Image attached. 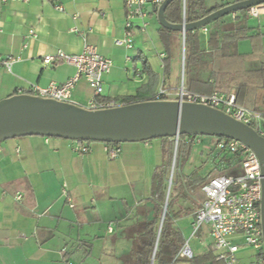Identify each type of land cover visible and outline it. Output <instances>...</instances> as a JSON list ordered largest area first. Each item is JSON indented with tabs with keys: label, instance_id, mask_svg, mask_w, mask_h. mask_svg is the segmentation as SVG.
<instances>
[{
	"label": "crops",
	"instance_id": "obj_1",
	"mask_svg": "<svg viewBox=\"0 0 264 264\" xmlns=\"http://www.w3.org/2000/svg\"><path fill=\"white\" fill-rule=\"evenodd\" d=\"M149 1L148 28L144 33L135 31V49L129 51L115 45L126 33L125 0H0V57L17 59L10 69L0 66V101L13 95L34 94L35 86L48 88L55 84L62 88L75 77L76 67L62 61L47 65L44 57L58 51L81 55L85 44L113 62L100 98L119 105L138 93L148 101L164 89L167 100H176L182 85L190 91L185 68L186 34L168 35V52L158 22L161 5ZM204 4L210 10L232 2L204 0ZM263 18L252 24L246 17L233 14L219 25L224 35L244 26L250 29L249 37L236 43L238 54L259 55L257 60L244 64L247 71L259 70L264 64ZM30 30L36 31L37 39L30 38ZM213 31L210 25L197 33L198 47L204 53H213ZM180 47L181 66L179 59L174 62V53ZM160 54H166L168 62ZM210 84L215 85L213 81ZM211 87L198 85L190 92L206 94ZM96 100L84 79L75 83L72 103L90 108ZM48 139L32 136L0 144V264H128L146 224L156 219L154 178L163 165L169 163V169L174 139L121 144L116 159L109 157L105 143H92L91 153L79 154L73 149V141ZM167 170L165 192L169 185ZM192 171L186 174L183 169L180 175L188 176ZM65 188L74 208L63 195ZM204 200L199 189L188 198L177 199L170 212L172 226L186 242ZM161 224L162 216L159 230ZM198 241L204 250L194 256L211 252L222 263L217 260L208 227L202 228ZM239 264H260L259 254L243 247Z\"/></svg>",
	"mask_w": 264,
	"mask_h": 264
},
{
	"label": "built area",
	"instance_id": "obj_2",
	"mask_svg": "<svg viewBox=\"0 0 264 264\" xmlns=\"http://www.w3.org/2000/svg\"><path fill=\"white\" fill-rule=\"evenodd\" d=\"M29 2V0H2L3 3ZM149 0H125L126 10V33L123 39H117L115 45L126 50H134L135 31L146 32L148 23L147 5ZM153 5L159 6L163 0L151 1ZM184 19L186 14V0H183ZM264 15V6H256L246 11V18L249 20L259 19ZM140 21V23L137 22ZM185 22V21H184ZM77 29L74 28L73 32ZM207 32V30H205ZM30 38L37 39L35 30L29 31ZM161 59L166 58V54H160ZM17 61L14 57L3 59L0 57V66L10 69ZM55 61L73 65L77 73L73 79L68 81L62 88L52 84L48 88L33 87L32 93L36 96L52 98L61 102H71V91L75 83L84 79L96 97H100L104 92V78L113 69L111 59L101 56L95 48L85 44L81 55H69L63 51H58L55 55L44 57V63L51 65ZM167 96V92L162 89L157 94V100ZM176 100L198 103L205 106L221 109L235 119L254 128L260 136L264 138V111H254L237 104L236 95L220 92H213L209 95L189 92L183 85L177 94ZM72 103V102H71ZM105 107L93 101L90 109H103L116 107L111 102ZM48 142L49 139L46 138ZM179 140H176L178 143ZM74 151L79 154H89L92 151V142L73 141ZM196 143H201V137L196 138ZM216 149L228 155H239L241 164L238 172L229 175H218L210 179L203 187L205 195L201 207L196 213L193 222L194 233H198L203 227H208L213 242V248L217 253V260L224 264H239V253L243 247L251 248L257 254L264 251L263 231L261 225V201H262V171L257 155L248 147L229 139H218ZM108 154L111 159H116L121 154V145L108 146ZM63 195L74 208L66 188ZM21 197H17L20 199ZM114 225L109 227L112 232ZM194 252L189 241L181 248L179 259H192ZM71 264V263H69ZM260 264H264V259H260Z\"/></svg>",
	"mask_w": 264,
	"mask_h": 264
},
{
	"label": "water",
	"instance_id": "obj_3",
	"mask_svg": "<svg viewBox=\"0 0 264 264\" xmlns=\"http://www.w3.org/2000/svg\"><path fill=\"white\" fill-rule=\"evenodd\" d=\"M173 1L164 0L161 4L157 10L158 22L161 27L183 35L204 29L240 11L264 6V0H246L225 6L196 22L174 24L166 17ZM185 135L235 140L257 155L262 171L261 225L264 242V138L254 128L225 111L180 100H148L103 109L85 108L31 94L13 95L0 101V144L32 136L125 144L163 138L179 140ZM156 251L157 245L151 264H154Z\"/></svg>",
	"mask_w": 264,
	"mask_h": 264
},
{
	"label": "trees",
	"instance_id": "obj_4",
	"mask_svg": "<svg viewBox=\"0 0 264 264\" xmlns=\"http://www.w3.org/2000/svg\"><path fill=\"white\" fill-rule=\"evenodd\" d=\"M246 0H231L233 3H238ZM223 7H216L213 9H207L204 4V0H186V14L185 19L182 16L183 0H175L167 9V20L174 24H182L196 22L211 13L221 9ZM246 11L243 10L235 15L239 18L246 17ZM226 18V17H225ZM225 18L220 19L212 24L214 31L210 38V47L213 49V53H204L198 47L197 33H186V56H185V68L186 75L190 78L189 90H197L198 85L212 86L211 91L203 94L209 95L217 91L220 93L231 94L236 92L237 104L254 110L264 111V64L259 70L247 71L244 64L247 61L257 60L259 55L253 52L250 55H240L237 52V41L243 38H248L249 28L247 26L237 28L235 31L223 34L219 25ZM162 32L163 43L169 52L170 42H168V35L177 34L179 32L169 31L163 27L160 28ZM225 37V38H224ZM252 39H260V36H251ZM223 40L219 47V40ZM190 42L192 44L190 45ZM169 57L164 61L168 62ZM140 60H143L140 57ZM167 60V61H166ZM211 81L215 85H211ZM189 91V92H190ZM33 95V94H31ZM149 100H157V97L148 98ZM147 99V100H148ZM168 98L162 97L160 100H167ZM145 99L139 93L135 96L126 98L123 103H115V106L127 105L136 102H143ZM100 105H107L113 101L110 99H104L97 97L95 101ZM195 136H180L178 142V167L181 157V162H189L195 146ZM175 138H163L161 140L167 141ZM225 139V138H217ZM95 143V142H92ZM108 146L121 145L117 143H105ZM213 153L210 150L208 156ZM219 160L214 172H210L207 176L200 174L199 168H196L188 176H182L177 174L174 193H171L167 211L165 214L164 223L161 229V235L159 240L158 249L155 254L154 264H181L186 262L187 264H222L216 261L215 256L211 252H207L204 255L194 256L192 259H179L178 254L181 248L185 245L186 241L180 231L172 226L173 218L170 216L175 202L180 198H188L190 194L195 193L212 178L217 175H229L234 172H238L241 164V158L239 155H228L219 151L215 161ZM169 163L163 165L157 169L154 178V194L153 200L156 202V219L146 224L144 234L140 236L139 243L133 250L132 255L129 258L128 264H151L158 234V223L161 220L163 213V206L166 199V192L164 189V177L165 170H167ZM181 165L180 171L183 170ZM181 182V183H180ZM260 259H264V251L259 255Z\"/></svg>",
	"mask_w": 264,
	"mask_h": 264
},
{
	"label": "rangeland",
	"instance_id": "obj_5",
	"mask_svg": "<svg viewBox=\"0 0 264 264\" xmlns=\"http://www.w3.org/2000/svg\"><path fill=\"white\" fill-rule=\"evenodd\" d=\"M251 23L252 24L257 23V20H251ZM263 23H264V18H263ZM263 40H264V33H263ZM182 49L183 47H180L179 50H176L174 53V58H175L174 62H178L177 59H179L180 66H181ZM263 51H264V45H263ZM201 140L203 142L202 145H200L201 143H199L194 146L190 161L181 162V157H180L179 159L180 167H178V158H177L178 145L176 146V140L174 139L173 146H172L170 167L167 170L169 185H168L166 194L167 193L169 194L168 195L169 198H170L171 193H174L173 186L175 185L174 182L176 181L177 174L180 173L179 169H181V165H183L182 169H184V173L188 174L191 170H195L196 168H199L200 174L202 176H207L210 172H214V169L217 167L216 163H218L219 160L215 161V159L217 155L219 154V150L216 149V143L218 139L215 137L202 136ZM152 141H158V140H152ZM210 150H213V153L210 156H208V154L210 153ZM165 151H166L165 154L168 155L169 153L168 150H165ZM201 232H202V229L198 232V234L194 233L193 229L187 232V235H186L187 241H189L190 247L194 253L202 252V250H204V248L199 245V241H198V239L201 237ZM160 235H161V230L158 229V234H157L158 244L156 242L157 249L159 245ZM109 256L110 255H108V257Z\"/></svg>",
	"mask_w": 264,
	"mask_h": 264
}]
</instances>
